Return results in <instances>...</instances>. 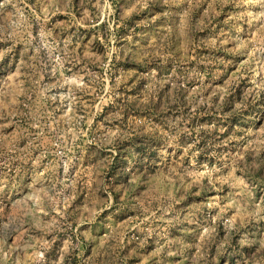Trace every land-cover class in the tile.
Instances as JSON below:
<instances>
[{
  "label": "rangeland",
  "instance_id": "obj_1",
  "mask_svg": "<svg viewBox=\"0 0 264 264\" xmlns=\"http://www.w3.org/2000/svg\"><path fill=\"white\" fill-rule=\"evenodd\" d=\"M0 264H264V0H0Z\"/></svg>",
  "mask_w": 264,
  "mask_h": 264
}]
</instances>
